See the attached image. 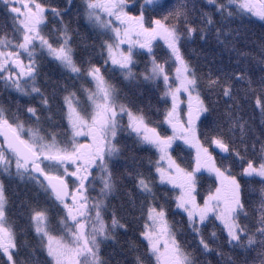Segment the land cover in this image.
<instances>
[{
  "label": "snow or ice",
  "instance_id": "1",
  "mask_svg": "<svg viewBox=\"0 0 264 264\" xmlns=\"http://www.w3.org/2000/svg\"><path fill=\"white\" fill-rule=\"evenodd\" d=\"M253 17L264 0H0V264H264Z\"/></svg>",
  "mask_w": 264,
  "mask_h": 264
},
{
  "label": "trees",
  "instance_id": "2",
  "mask_svg": "<svg viewBox=\"0 0 264 264\" xmlns=\"http://www.w3.org/2000/svg\"><path fill=\"white\" fill-rule=\"evenodd\" d=\"M253 19L256 21V23H254V24L251 26L252 40H251V41H248L249 44H251L253 41H255V40H256V37H257L259 34H261L262 31H264V30H262V29L260 28V21H259V18H257V17H253ZM212 43H213V42L210 41V44H212ZM193 47H195L196 50H197V52H199V43H198L197 45H194ZM205 47H208V46H205ZM202 56H203V54H201V62L203 63ZM225 62H227V61H225ZM245 111L247 112V116L245 117V118L247 119L248 116H251V115H252L251 108L248 107V108L245 109ZM256 124L259 125V117H258V116L256 117ZM186 151H187V149H186ZM176 219L179 220L180 218H179V217H176ZM217 223H219V222H217Z\"/></svg>",
  "mask_w": 264,
  "mask_h": 264
},
{
  "label": "flooded vegetation",
  "instance_id": "3",
  "mask_svg": "<svg viewBox=\"0 0 264 264\" xmlns=\"http://www.w3.org/2000/svg\"><path fill=\"white\" fill-rule=\"evenodd\" d=\"M256 2H261V0H255ZM80 0H77V3H79ZM258 18V17H257ZM162 44V42H161ZM156 51L159 53L161 51V49L159 47L156 48ZM24 63L27 64L28 63V59L27 56L23 57ZM174 69H173V75H174ZM0 139H2V137H0Z\"/></svg>",
  "mask_w": 264,
  "mask_h": 264
},
{
  "label": "rangeland",
  "instance_id": "4",
  "mask_svg": "<svg viewBox=\"0 0 264 264\" xmlns=\"http://www.w3.org/2000/svg\"><path fill=\"white\" fill-rule=\"evenodd\" d=\"M253 3H255V4H259L260 2H256L255 0H253ZM257 10H259V9H257ZM125 47H126V45H125ZM175 74V73H174ZM193 155H194V152H193Z\"/></svg>",
  "mask_w": 264,
  "mask_h": 264
}]
</instances>
